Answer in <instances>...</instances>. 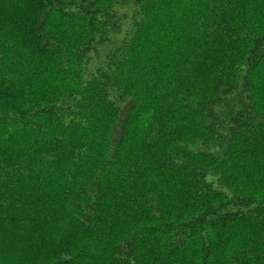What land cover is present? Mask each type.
Wrapping results in <instances>:
<instances>
[{"label":"trees","instance_id":"16d2710c","mask_svg":"<svg viewBox=\"0 0 264 264\" xmlns=\"http://www.w3.org/2000/svg\"><path fill=\"white\" fill-rule=\"evenodd\" d=\"M0 264H264V0H0Z\"/></svg>","mask_w":264,"mask_h":264}]
</instances>
